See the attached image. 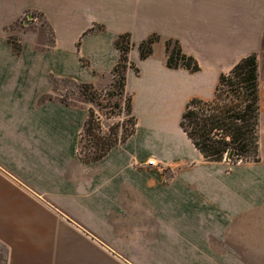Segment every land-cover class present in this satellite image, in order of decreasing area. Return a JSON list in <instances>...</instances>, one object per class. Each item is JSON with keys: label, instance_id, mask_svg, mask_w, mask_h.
Segmentation results:
<instances>
[{"label": "crops", "instance_id": "0c3cea01", "mask_svg": "<svg viewBox=\"0 0 264 264\" xmlns=\"http://www.w3.org/2000/svg\"><path fill=\"white\" fill-rule=\"evenodd\" d=\"M32 13L48 25L50 45L11 27ZM121 33L129 34L127 59L138 70L126 69L124 91L141 133L158 132L142 117L210 99L218 75L251 52L264 99V0H0L4 264H264V151L259 192L233 188L244 183L241 172L200 166L183 133L186 151L133 134L97 161L78 159L87 112L51 97L53 82L110 79ZM150 34L158 39L140 59L137 45ZM169 38L197 71L165 66ZM186 161L191 166L176 168L166 183L146 165Z\"/></svg>", "mask_w": 264, "mask_h": 264}, {"label": "trees", "instance_id": "16d2710c", "mask_svg": "<svg viewBox=\"0 0 264 264\" xmlns=\"http://www.w3.org/2000/svg\"><path fill=\"white\" fill-rule=\"evenodd\" d=\"M33 14L36 13L26 15L33 18ZM157 39L156 34H150L138 43L137 52L140 59L151 53L152 44ZM9 43L16 51L17 44L11 41ZM51 43L52 39L49 45ZM113 45L118 50V58L109 71V85L116 88L114 95L120 98L124 93L126 69L130 67L135 73L138 70L127 59L131 48L129 34H118ZM164 53L165 66L169 69L182 68L188 72L199 69L197 62L181 51L175 39L164 41ZM92 88L89 83L78 85L82 96L87 95ZM107 95L113 93L107 92ZM113 106L120 108L118 102H114ZM123 109L129 127L124 129L121 125L122 130L119 133L115 130L117 127L109 128L107 133L102 132L99 123L94 121L97 116L87 109L77 140V156L80 161L91 163L99 160L111 148L123 143L134 133L135 118L131 112V98L128 94L123 97ZM177 124L203 161L258 162L259 91L255 53L251 52L240 58L227 72L218 75L210 99L190 98L185 103ZM84 140H88L87 143H84ZM229 153L231 156L228 158Z\"/></svg>", "mask_w": 264, "mask_h": 264}, {"label": "rangeland", "instance_id": "374dc122", "mask_svg": "<svg viewBox=\"0 0 264 264\" xmlns=\"http://www.w3.org/2000/svg\"><path fill=\"white\" fill-rule=\"evenodd\" d=\"M33 18H28V15H23L20 19H18L11 27L17 29L30 30L36 35V42L39 45H49L51 42V32L44 21V19L36 14H33ZM257 62V60H256ZM110 79L108 77H104L102 82L93 86L86 94L82 96L81 92L78 90L79 83L77 82H64L62 80H55L53 82V90L51 97L57 99L60 102L72 105L73 107H81L86 109H90L93 111L94 115L97 116L95 122H98L100 129L102 132L107 133L109 128H116L119 133L122 128L126 129L129 127L127 122L126 115L124 114L123 109V97L127 96V93H123V95L119 98L114 95L117 90L115 87L109 85ZM125 85V84H124ZM261 89L264 90V86H261ZM107 92L113 93V95L108 96ZM261 91L260 93H262ZM263 94V93H262ZM262 97V98H261ZM189 100V99H188ZM184 101L182 104L179 103L177 107L175 106L174 110H170V112L161 113L160 116L157 117H142V120L139 121L140 124H152L154 126L149 127L151 129H157L158 132H149V133H141V125L140 127L134 128V133L137 138L143 137V140H147L151 143V145H175L178 146L180 151H186V147H184L185 139L182 136V132L178 128V119L181 111L185 103L188 101ZM118 102L120 104V108H114L113 103ZM179 108V109H178ZM135 118V124L137 123V117L133 115ZM136 129V132H135ZM146 128H143L145 130ZM139 131V132H138ZM156 131V130H155ZM132 134V135H133ZM131 136V135H130ZM129 136V137H130ZM86 138H89L88 135H85ZM128 137V138H129ZM135 139V136L133 137ZM258 155H262L263 146H264V99L263 96L259 98V125H258ZM88 140H84V143H87ZM122 144V143H120ZM118 144V145H120ZM155 147V146H154ZM174 147V146H173ZM183 149V150H182ZM153 150V149H152ZM189 150V149H187ZM189 153V151H188ZM78 157V156H77ZM190 157V156H189ZM79 159V158H78ZM80 160V159H79ZM199 160V165L206 168L209 172H220L225 175L228 174H238L241 172L244 174L241 180L244 183L238 184L237 186L233 185V188H248L253 191L259 192V186L256 184L257 178H259V161L258 162H228L227 160H222L221 162H207L202 159ZM190 162L186 161L183 163L175 165L169 164H149L146 165L152 166L154 169L158 168L163 176V181L166 183L172 173L176 168L179 167H187ZM191 166V164H190ZM258 174V175H257ZM245 177V178H244ZM257 177V178H256ZM246 179H249L246 181ZM0 264H4V256L3 251L0 248Z\"/></svg>", "mask_w": 264, "mask_h": 264}, {"label": "water", "instance_id": "95a60500", "mask_svg": "<svg viewBox=\"0 0 264 264\" xmlns=\"http://www.w3.org/2000/svg\"><path fill=\"white\" fill-rule=\"evenodd\" d=\"M27 17L30 18L31 16L28 15ZM230 156H231V153H229L227 157L229 158Z\"/></svg>", "mask_w": 264, "mask_h": 264}]
</instances>
